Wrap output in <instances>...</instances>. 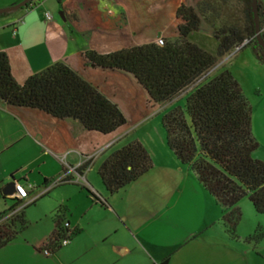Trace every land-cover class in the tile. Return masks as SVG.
<instances>
[{
	"label": "crops",
	"instance_id": "0c3cea01",
	"mask_svg": "<svg viewBox=\"0 0 264 264\" xmlns=\"http://www.w3.org/2000/svg\"><path fill=\"white\" fill-rule=\"evenodd\" d=\"M23 1L0 0V9L12 8ZM201 1L222 12L220 17L211 16L216 27L234 21L221 0ZM181 4L197 8L195 0H35L32 5L0 13V51L7 53L19 84L46 67L63 62L116 103L127 120L113 133L102 134L85 129L77 120L59 119L35 108L11 106L0 98V155L22 145L25 139L43 150L22 165H15L6 184L0 181L2 197L14 203L12 194H4L6 186L13 181L29 188L30 195L34 194L36 185L29 178L32 165L45 162L44 156L54 158L62 164L58 177L66 176L69 181L44 192L55 178L39 168L44 191L35 202L57 187L66 188L53 212L62 208L70 230H74L70 242L50 254L44 252L45 240L8 243L0 248V264H162L165 259L167 264L241 263V246L226 244V238L219 233L211 235L204 225L188 228L180 237L176 235V216L165 212L170 199L165 186L175 181L174 170L153 165L135 182L113 194L103 185L99 169L95 173L98 158L104 161L112 148L140 122L138 115L144 111L145 95L154 102L134 75L98 67L86 59L85 53L94 50L107 54L163 38H176L177 10ZM58 9L63 12L64 20L57 19ZM46 11L51 12V20L45 18ZM189 38L209 52H217L214 26L206 20ZM106 83L116 84L131 94L111 91ZM186 92L162 105L181 99ZM262 119L261 128H253L260 144L255 157L260 160H264V116ZM129 123L133 125L130 128ZM174 157L181 163L175 154ZM87 161L88 166L78 171ZM27 168L29 173L23 174ZM220 220L218 224L226 235Z\"/></svg>",
	"mask_w": 264,
	"mask_h": 264
},
{
	"label": "trees",
	"instance_id": "16d2710c",
	"mask_svg": "<svg viewBox=\"0 0 264 264\" xmlns=\"http://www.w3.org/2000/svg\"><path fill=\"white\" fill-rule=\"evenodd\" d=\"M241 1L242 24L228 21L216 27L211 16L220 17L222 12L210 8L206 1L195 0L197 8L186 4L178 7V36L174 39L164 38L160 43L149 42L107 54L94 50L85 53L86 59L98 67L134 75L154 103L170 102L187 91L185 104L168 110L162 117L167 145L223 207L220 222L234 240L238 238L237 227L242 218L240 201L245 196H249L255 211L264 215V160L254 157L260 144L252 128V106L232 72L224 70L209 80L205 75L219 59L247 46H252L264 63V50L256 40L251 0ZM259 15L263 23L260 6ZM203 19L214 26L216 53L189 38L200 29ZM0 98L11 106L35 108L59 119L77 120L85 129L102 134L113 133L127 122L116 103L63 62H56L19 84L4 51H0ZM88 164L89 161L78 171L82 172ZM153 165L147 148L135 139L103 161L99 176L106 190L113 194L135 182ZM36 200L23 205L22 200L14 198L11 208L0 213V248L28 227L25 209ZM67 223L63 209L57 208L54 230L45 242L50 253L63 247L60 242L69 233L74 235ZM262 236L259 228L253 237ZM167 262L165 259L162 264Z\"/></svg>",
	"mask_w": 264,
	"mask_h": 264
},
{
	"label": "rangeland",
	"instance_id": "374dc122",
	"mask_svg": "<svg viewBox=\"0 0 264 264\" xmlns=\"http://www.w3.org/2000/svg\"><path fill=\"white\" fill-rule=\"evenodd\" d=\"M221 3L226 6V11L234 16V21L239 24L244 22V4L241 0H221ZM258 5L262 10L263 23H261V26L264 31V0H258ZM60 12L61 10L59 9L56 12L57 19L64 20ZM161 41L158 40L156 42L160 43ZM213 68L207 80L224 70L232 72L251 103L252 128L259 130L263 120L262 116H264V63L260 61L253 47L247 46L232 51L219 59ZM107 86H109L111 91L116 90L118 94H122L123 91L126 94H131L129 90H121L116 84H108ZM145 99L144 111H141L138 115V119H141L140 122L135 124L134 127H132L133 125L130 126L129 123L128 128L132 127L130 133L122 139V144L117 143L111 152L132 140L138 139L149 151L155 168L162 167L176 172L173 184L165 186V192L170 196L165 212L168 216H176V235L178 237L183 235L188 228L204 225L205 231H209L211 235L218 236L219 233L223 236V239L226 238V244H239L241 246L243 260H241L240 264H264V215H260L255 211L249 196H245L240 201L242 218L237 227L238 238L232 240L227 234L224 235L222 226L218 224V221L223 218L221 205L200 185L191 169L179 163L174 154L168 149L162 117L168 110L176 106H183L186 101V95L167 105H156L149 101L146 95ZM254 129L253 132L255 133ZM41 151L43 150L41 149ZM41 151L37 146H32L29 139H25L22 145L13 147L1 154L0 181H3L2 184H6V180L11 176V171L15 165H22V163L29 161L32 157L38 156L42 153ZM111 152L109 151V153ZM44 158H46L45 162H36L32 165L33 172L29 173L28 168L26 169L27 171L23 172V174L29 173V178L36 185L34 194L25 199L23 205L29 204L44 191L42 172H40L39 168L43 173L54 175L48 177H53L55 180L59 178L58 175L62 171V164L54 158L46 156ZM102 161V157H99L95 173L98 172ZM39 164L40 166H38ZM20 175H22L21 172ZM2 184H0V213L8 211L13 203L2 197ZM27 190L30 192L29 188ZM65 192L66 188L57 187L49 195L26 207L25 218L28 222V227L9 244L41 243L44 240L46 241L55 227L53 210L58 205L59 197H64ZM212 218H214V222ZM259 228L262 230L263 236L257 239L253 236ZM245 254H247L246 259Z\"/></svg>",
	"mask_w": 264,
	"mask_h": 264
},
{
	"label": "water",
	"instance_id": "95a60500",
	"mask_svg": "<svg viewBox=\"0 0 264 264\" xmlns=\"http://www.w3.org/2000/svg\"><path fill=\"white\" fill-rule=\"evenodd\" d=\"M31 0H24L22 3L12 7V8H6V9H0L1 12H7L13 9H17L20 7L26 6V4L29 3ZM251 6H252V12L254 14V20H255V34H256V40L258 45L264 50V37L262 35V26H261V21H260V15H259V5H258V0H251ZM61 15L64 17L63 12H60ZM14 184L15 182L9 183L6 188L4 189V194H12L14 192Z\"/></svg>",
	"mask_w": 264,
	"mask_h": 264
},
{
	"label": "built area",
	"instance_id": "2783aa9c",
	"mask_svg": "<svg viewBox=\"0 0 264 264\" xmlns=\"http://www.w3.org/2000/svg\"><path fill=\"white\" fill-rule=\"evenodd\" d=\"M44 16H45V18L47 20H51L53 18L51 12H49V11L44 12ZM66 179H67L66 176L60 177L55 182H53L49 188H46V190L44 192H48L53 186L57 185L60 181H63V180H66ZM11 196L13 198H17L19 200L24 201L25 199L30 197V193L27 190L26 186H24L20 182H15V184H14V192L12 193ZM18 210H19V208L17 210H15V211L11 212L8 216L14 214ZM67 225H69V223H67ZM69 242H70V233L60 243H61L62 246H65ZM44 252H45V254H50V251L48 249H46V248L44 249Z\"/></svg>",
	"mask_w": 264,
	"mask_h": 264
}]
</instances>
